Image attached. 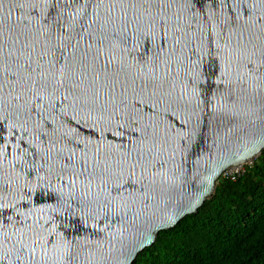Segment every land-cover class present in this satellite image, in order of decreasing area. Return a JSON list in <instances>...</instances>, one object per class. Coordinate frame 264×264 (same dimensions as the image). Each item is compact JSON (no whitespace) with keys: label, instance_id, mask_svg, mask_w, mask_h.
I'll return each instance as SVG.
<instances>
[{"label":"water","instance_id":"water-1","mask_svg":"<svg viewBox=\"0 0 264 264\" xmlns=\"http://www.w3.org/2000/svg\"><path fill=\"white\" fill-rule=\"evenodd\" d=\"M264 150V0H0V264H132Z\"/></svg>","mask_w":264,"mask_h":264},{"label":"trees","instance_id":"trees-1","mask_svg":"<svg viewBox=\"0 0 264 264\" xmlns=\"http://www.w3.org/2000/svg\"><path fill=\"white\" fill-rule=\"evenodd\" d=\"M132 264H264V150Z\"/></svg>","mask_w":264,"mask_h":264},{"label":"rangeland","instance_id":"rangeland-1","mask_svg":"<svg viewBox=\"0 0 264 264\" xmlns=\"http://www.w3.org/2000/svg\"><path fill=\"white\" fill-rule=\"evenodd\" d=\"M253 160L247 162L246 164H244L239 169H236V170H230V169L229 170H226L225 172L222 173V175H221L220 178L223 179V178H225L227 176H230V175L241 174L244 171V169H245L246 166H251L252 165Z\"/></svg>","mask_w":264,"mask_h":264},{"label":"bare ground","instance_id":"bare-ground-1","mask_svg":"<svg viewBox=\"0 0 264 264\" xmlns=\"http://www.w3.org/2000/svg\"><path fill=\"white\" fill-rule=\"evenodd\" d=\"M249 161H251V160H248V161H246L245 163H243V164H241V165H239V166H232V167H229L228 169H226V170H236V169H239L240 167H242L244 164H246L247 162H249ZM225 170V171H226Z\"/></svg>","mask_w":264,"mask_h":264},{"label":"clouds","instance_id":"clouds-1","mask_svg":"<svg viewBox=\"0 0 264 264\" xmlns=\"http://www.w3.org/2000/svg\"><path fill=\"white\" fill-rule=\"evenodd\" d=\"M234 175H238V174H234ZM234 175H232V177H233ZM232 177H231V178H232ZM225 178H229V177H225Z\"/></svg>","mask_w":264,"mask_h":264},{"label":"built area","instance_id":"built-area-1","mask_svg":"<svg viewBox=\"0 0 264 264\" xmlns=\"http://www.w3.org/2000/svg\"><path fill=\"white\" fill-rule=\"evenodd\" d=\"M227 177H232V175H230V176H227Z\"/></svg>","mask_w":264,"mask_h":264}]
</instances>
